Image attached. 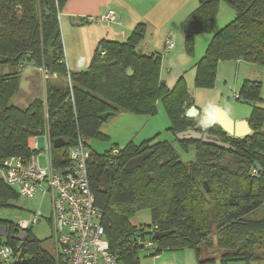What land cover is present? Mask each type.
Listing matches in <instances>:
<instances>
[{"label": "trees", "instance_id": "trees-1", "mask_svg": "<svg viewBox=\"0 0 264 264\" xmlns=\"http://www.w3.org/2000/svg\"><path fill=\"white\" fill-rule=\"evenodd\" d=\"M67 1L0 0V59H8L0 63V165L14 156L30 157V139L46 131L53 142L66 143L53 152L56 164H65L67 150L79 138L106 137L101 127L112 116L127 112L155 115L161 102L174 135L196 130L219 137L230 148L177 139L183 146L196 149L197 163L190 166L168 142L129 144L104 155L92 152L90 186L102 212L101 223L111 252L120 264H139L141 250L158 256L163 250L186 248L195 249L199 258L204 254L207 259L202 263L216 259L222 264L234 260L264 262V108L253 107V132L246 138L231 137L220 126H205L201 118H189L188 110L195 101L186 80L180 78L173 89H168L161 81L162 55L147 56L137 50L146 33L143 24L124 43L101 41L90 68L70 73L71 96L65 81L68 69L59 22ZM198 1V8L184 26L185 49L191 56L196 36L212 33L221 3L234 8L238 15L214 35L205 57L196 65L197 88H215L221 62L243 60L264 66V0ZM48 58L54 60L49 72L56 73L62 85L48 83L45 99L35 100L25 110L14 106L12 99L21 80L16 69L23 62L40 68ZM4 67L13 70L5 73ZM128 69L133 70L132 77ZM261 92V82L245 81L237 101L256 105L263 102ZM107 113L108 117H101ZM114 150L119 153L113 155ZM148 151L153 154L140 168L125 170L131 159ZM19 197L0 180V207H12V200ZM143 211L150 212L151 224L134 226L133 218ZM0 225L8 226L10 233L14 229L11 222L0 221ZM31 231L24 244L9 235L5 242L0 239V247L19 251L27 264H52L43 241ZM158 232L171 234L155 241ZM151 241L155 247L146 248ZM205 250H218L219 255L208 256Z\"/></svg>", "mask_w": 264, "mask_h": 264}, {"label": "rangeland", "instance_id": "rangeland-1", "mask_svg": "<svg viewBox=\"0 0 264 264\" xmlns=\"http://www.w3.org/2000/svg\"><path fill=\"white\" fill-rule=\"evenodd\" d=\"M86 27H90V25H74V32L72 33L74 35H69L70 40L76 43L85 39L88 36L86 33H84ZM135 29H133L130 35L122 41L126 42L135 31ZM101 41L112 40H108V38L101 39L96 43V46L92 45L91 50L88 54H86L85 50L78 51V49H76L75 47H69V53L71 54L70 61H72L73 63L75 62V65L73 64L72 66L73 68L69 67V54L66 50L65 45V60L67 61L66 66L68 71L74 73L87 71L92 64L97 47L99 46V43ZM174 42L175 44L177 43L176 40H174ZM147 43L156 46L157 48H155V50L157 52L147 53ZM163 49V42L158 38V36H156V33L150 32L146 27V33L139 43L137 50L147 56H151L153 54L162 55L163 53L161 76L167 80L169 79L170 83H174L172 82V80L174 79L176 74L180 72L184 67V65H182L181 56H189L191 58L193 56L187 53L185 45L184 51L182 47L180 49V47L178 46L174 51L170 50L169 52L165 53L163 52ZM82 59L85 60L84 66H82ZM11 70H13V68L4 67L5 73H8ZM16 70L20 71L21 80L19 91L12 99V103L14 106L22 110L27 109L29 105L35 100L44 98L48 83L54 86L62 85L61 82L57 80L60 77H58L57 79L52 77L48 82L45 81L43 74L32 63H28L23 69L17 68ZM186 70L187 77H191L193 81V79L195 78V69L191 70L187 68ZM258 74L260 73L258 72ZM260 75L263 82L262 97L264 98V76H262V74ZM192 81H189L194 87L191 93L192 95H194V97L198 98L197 104L200 107L204 106V103H206L204 101L208 100L212 94L217 95L219 93V90H217L216 88L211 90L195 88V82ZM235 97L236 96L233 94H231L229 98L227 97V95L224 96V109H226L232 116L251 115L254 105L250 102L237 101ZM258 106L264 107V103ZM170 127L171 122L168 113L163 103L160 102L157 104V113L155 115H136L127 112L117 116H112L109 120L104 122L101 127V131L105 134L106 137H98L95 139L87 140L85 142L89 146L91 152H94L98 155H104L113 148L124 149L129 144L140 146L145 142H168L172 144L173 149L184 164L189 166L195 165L197 163V153L195 147L193 145L183 146L182 144H180L173 132L170 131ZM47 140L48 138L46 135H40L36 137L38 150L40 152L38 160L42 168H48L50 164L49 152L46 150ZM10 205H12V207H0V221H7L14 224L19 220H30L33 213L42 214L46 220L42 219L39 224L33 226L31 228V234L43 241L42 247L44 249H51V247L53 246V231L51 228V222L47 221V219L49 220V218L51 217L52 213V203L50 196L43 197L37 195L32 199L20 196L18 199L12 200ZM151 222V215L149 211H143L136 214L132 220V224L138 227L149 225L151 224ZM2 240H4L3 242H5V238ZM212 242L216 245V236L212 237ZM205 252L208 256L219 255L218 250L215 252H208L205 250ZM138 253L139 264H222L219 259H216L212 262L202 263L203 260L207 259V257H205V255L203 254L199 258L195 249L192 248H186L182 250H163L158 256L149 255L142 250ZM228 264H264V262L234 260L228 262Z\"/></svg>", "mask_w": 264, "mask_h": 264}, {"label": "built area", "instance_id": "built-area-1", "mask_svg": "<svg viewBox=\"0 0 264 264\" xmlns=\"http://www.w3.org/2000/svg\"><path fill=\"white\" fill-rule=\"evenodd\" d=\"M95 20L107 26H121L122 23V17L113 10L98 19H88L89 22ZM167 48H174L171 40L167 41ZM102 55L105 56L106 53L102 52ZM27 64L21 63L20 69ZM38 69L47 82L52 77H59L56 73L49 72L45 64ZM66 82L73 96V81L69 71ZM238 98L239 95L236 96ZM44 135L48 138L46 150L49 152V167L40 166V152L34 137L29 141V148L33 152L30 157L14 156L2 162L0 180L15 189L21 197L32 199L37 195L50 196L52 213L47 221L51 222L53 246L51 249L47 248V251L53 260L52 264H120L118 257L110 250L101 223L102 212L90 186V148L79 138L78 143L67 150L65 164L57 165L53 153L54 142L48 131ZM118 153V150L113 151V155ZM42 219L46 220L42 214L33 213L30 220H19L13 225L15 229L28 233ZM145 246L153 249L155 244L151 241ZM25 262L19 251L9 246L0 247V264H27Z\"/></svg>", "mask_w": 264, "mask_h": 264}, {"label": "crops", "instance_id": "crops-1", "mask_svg": "<svg viewBox=\"0 0 264 264\" xmlns=\"http://www.w3.org/2000/svg\"><path fill=\"white\" fill-rule=\"evenodd\" d=\"M198 6V0H68L60 12L59 18L64 44V52L66 45V50L69 54V67L73 68V64L75 65V62L73 63L70 61L71 54L69 53V47H75L78 49V51L85 50L86 54H88L92 45L96 46V43L103 38L124 43L122 40L126 39L133 29L141 24L145 25L147 30L150 32L156 33V36H158V38L163 42L164 53L169 52L170 50L174 51L177 46L180 47V49L182 47L184 51L185 21L198 8ZM110 10L115 11L122 17L121 26H116L114 24L107 26L97 20L94 22L88 21V19L91 17L98 19L100 16L106 14ZM237 15L238 13L234 8L226 3H221L216 20L214 22L212 33L200 34L196 36V45L193 57L191 58L189 56H181L182 65H184L183 69H181V71L178 72L172 80L174 83H170L169 79L167 80L161 76V81L163 84H165L168 89H173L180 78H184L185 80L187 79L186 82L188 80L191 82L192 78L187 77L186 75L187 68L191 70L195 69L196 78V65L205 57L207 49L212 42L214 35L233 22ZM74 25H90V27H86L84 30V33H86L88 36L82 41H78L76 43L71 41L69 38V35L74 32ZM168 40L173 41V49L167 48ZM174 40H176V44ZM146 48L148 50L147 53L157 52L155 50L157 47L150 45V43L146 44ZM82 61V66H84L85 60L82 59ZM258 72L264 76V66L251 64L243 60L221 62L218 67L217 81L215 86V88L219 90V93L217 95L212 94L208 100L204 101L206 103H204L203 107H200L197 104L198 98L194 97V95L191 93L194 87L188 81L187 86L189 92L194 97L195 101V105L192 108H195L199 113V115H196L195 118H201L202 120V115L212 105H218L224 108V96L227 95L229 98L231 94L235 96L239 95L245 81H256L263 84L261 75L258 74ZM70 73L74 72L70 71ZM195 78L192 82H195ZM57 80L61 82L59 79ZM195 88L197 87L195 86ZM45 96L43 100L45 99ZM262 100L263 102L253 105H262L264 103L263 97ZM260 107L264 108L263 106ZM192 108H190V110ZM190 110H188V113ZM250 116L251 115H234L232 117L238 121L249 120L250 122Z\"/></svg>", "mask_w": 264, "mask_h": 264}, {"label": "water", "instance_id": "water-1", "mask_svg": "<svg viewBox=\"0 0 264 264\" xmlns=\"http://www.w3.org/2000/svg\"><path fill=\"white\" fill-rule=\"evenodd\" d=\"M8 59H0V63L4 64L7 63ZM54 63V60L51 58H48L46 60L45 65L49 68L52 66ZM134 74L132 69H128V76L132 77ZM110 114H104L101 117L106 118ZM196 115L198 116L199 113L195 108H192L189 113L188 117L189 118H195ZM202 123L205 126H220L225 133H227L231 137L235 138H246L249 135L252 134L253 130L250 126L249 120H242L238 121L235 120L230 113L224 109L221 106L218 105H212L210 106L202 115ZM176 138L180 141H190V140H196V141H201L205 144H209L215 147H220V148H225L229 149L230 146L223 143L219 137L210 135L208 133L204 132H199L196 130H187L184 132H180L176 134ZM66 146V143L61 140H55L54 141V148L55 149H61ZM153 154L152 151H148L143 153L140 156H137L133 159H131L125 166L126 171H133L138 168H140L143 163ZM258 167V166H257ZM171 232H166V233H156L155 235V241H159L168 235H170ZM11 236L12 238L20 241L22 244L26 242L28 239V234L26 232H21L17 229H13L10 233V230L8 226L5 225H0V239L1 238H7L8 236Z\"/></svg>", "mask_w": 264, "mask_h": 264}]
</instances>
